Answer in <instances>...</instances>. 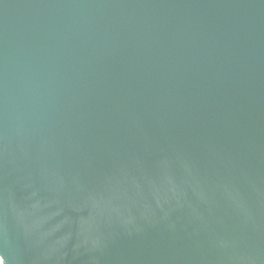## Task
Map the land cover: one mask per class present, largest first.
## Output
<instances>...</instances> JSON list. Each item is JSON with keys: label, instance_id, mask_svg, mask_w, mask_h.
Instances as JSON below:
<instances>
[{"label": "water", "instance_id": "water-1", "mask_svg": "<svg viewBox=\"0 0 264 264\" xmlns=\"http://www.w3.org/2000/svg\"><path fill=\"white\" fill-rule=\"evenodd\" d=\"M2 264H264V0H0Z\"/></svg>", "mask_w": 264, "mask_h": 264}, {"label": "bare ground", "instance_id": "bare-ground-1", "mask_svg": "<svg viewBox=\"0 0 264 264\" xmlns=\"http://www.w3.org/2000/svg\"><path fill=\"white\" fill-rule=\"evenodd\" d=\"M0 264H2V260H1V258H0Z\"/></svg>", "mask_w": 264, "mask_h": 264}]
</instances>
